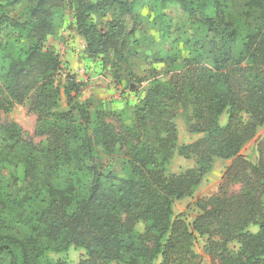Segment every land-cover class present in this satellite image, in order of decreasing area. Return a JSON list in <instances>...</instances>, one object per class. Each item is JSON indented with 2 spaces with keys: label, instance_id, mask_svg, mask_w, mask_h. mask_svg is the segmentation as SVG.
I'll return each mask as SVG.
<instances>
[{
  "label": "trees",
  "instance_id": "trees-1",
  "mask_svg": "<svg viewBox=\"0 0 264 264\" xmlns=\"http://www.w3.org/2000/svg\"><path fill=\"white\" fill-rule=\"evenodd\" d=\"M175 1L204 34L191 41L194 57L174 81H151L130 123L91 112L69 92V109H57L60 61L44 40L65 0H38L23 22L0 16V26L26 33L23 50L0 39V109L26 106L36 115L34 134L44 137L36 144L16 123L0 122V264H71L47 255L71 245L85 251L78 264H200V237L216 264H264V139L255 162L241 155L264 124V0ZM136 3L66 2L90 55L121 56L137 30ZM108 10L105 28L91 22L92 13ZM179 107L200 135L181 145L173 122ZM174 153L194 165L167 172ZM117 154L121 174L102 159ZM217 158L232 164L217 192L194 200L188 222L174 203L193 198Z\"/></svg>",
  "mask_w": 264,
  "mask_h": 264
},
{
  "label": "rangeland",
  "instance_id": "rangeland-1",
  "mask_svg": "<svg viewBox=\"0 0 264 264\" xmlns=\"http://www.w3.org/2000/svg\"><path fill=\"white\" fill-rule=\"evenodd\" d=\"M37 1L0 0V16L6 15L23 22L30 18L31 10ZM67 1L70 0H65L59 16L55 18L54 31L44 40L45 49L57 54L60 61V68L55 76V84L60 89L57 108L60 111H66L70 107L66 95L69 92L74 96V101L85 104L91 112L106 111L113 113L110 121L130 123L136 106L145 96L151 81L158 79L165 84L169 80L174 81L178 73L186 69L184 59L190 60L194 57L195 45L191 41L204 34L205 27L194 21L188 11L179 6L175 0H137L134 7L135 14L139 18L137 30L127 39L122 56L118 53L90 55L87 51L86 39L77 31L73 7L67 5ZM205 14L206 11L198 12V16L203 17ZM111 19H113L111 10L90 15L91 22L101 28L106 27L102 25L103 22ZM164 22H170L168 31H165ZM131 24L132 20L128 19L124 32ZM25 35L22 30L13 28L9 24L0 26V39L6 42L8 48L17 46L15 51L19 48L23 50ZM177 112L173 120L177 126V144L189 143L199 137V134H193L188 129L187 117L190 111L179 107ZM6 120L19 125L34 143L43 142V136L34 134L36 115L29 112L26 106L15 104L7 111L0 109V122ZM225 121L226 116L222 115L220 123L224 124ZM262 139H264V124L259 127L256 137L244 146L241 151L242 157L255 162L259 157L258 143ZM102 159L112 164L115 173L121 174L124 171L121 166L123 158L120 154L112 157L103 155ZM231 162V160L215 159L210 171L196 187L193 198L186 197L176 201L173 206L174 212L183 213L186 220L191 222L197 214V209L192 206L194 200L206 198L217 192L223 174L232 164ZM193 165L192 159L174 153L167 166V172L178 173ZM190 205L191 207H188ZM137 228L141 230L142 225L139 224ZM251 230L255 231L256 227L252 226ZM194 250L200 257V264H216L215 255L208 251L206 237L198 238ZM47 255L51 260L61 259L71 264H78L85 258V251L81 247L71 245L65 251H48Z\"/></svg>",
  "mask_w": 264,
  "mask_h": 264
}]
</instances>
